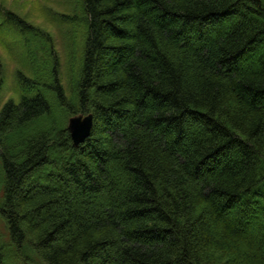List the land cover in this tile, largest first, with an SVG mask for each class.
Instances as JSON below:
<instances>
[{
    "label": "trees",
    "instance_id": "1",
    "mask_svg": "<svg viewBox=\"0 0 264 264\" xmlns=\"http://www.w3.org/2000/svg\"><path fill=\"white\" fill-rule=\"evenodd\" d=\"M73 2L69 95L0 109V264H264V0Z\"/></svg>",
    "mask_w": 264,
    "mask_h": 264
},
{
    "label": "rangeland",
    "instance_id": "2",
    "mask_svg": "<svg viewBox=\"0 0 264 264\" xmlns=\"http://www.w3.org/2000/svg\"><path fill=\"white\" fill-rule=\"evenodd\" d=\"M0 6L3 10L0 11V109L9 99L18 102L21 96L33 93L19 81L18 72L21 78L36 80L40 88L48 84L55 68L69 95L70 82L74 81L81 64L85 33L82 20L67 21L68 16H80L77 4L73 0H0ZM6 10L36 29L35 33L40 35L37 37L46 44L11 26L1 13ZM47 47L54 51L51 57ZM0 240L4 244L8 242L1 220ZM10 250L11 247L6 248L7 252ZM16 261V257L10 260L11 264Z\"/></svg>",
    "mask_w": 264,
    "mask_h": 264
},
{
    "label": "water",
    "instance_id": "3",
    "mask_svg": "<svg viewBox=\"0 0 264 264\" xmlns=\"http://www.w3.org/2000/svg\"><path fill=\"white\" fill-rule=\"evenodd\" d=\"M92 116L87 115L85 118H71L68 124V131L72 142L75 146L83 143L91 134Z\"/></svg>",
    "mask_w": 264,
    "mask_h": 264
}]
</instances>
